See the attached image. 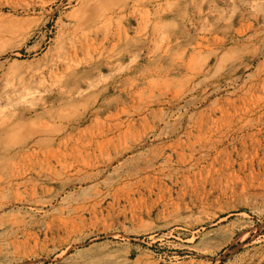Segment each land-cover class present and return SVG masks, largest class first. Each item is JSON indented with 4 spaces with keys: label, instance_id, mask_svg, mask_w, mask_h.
Listing matches in <instances>:
<instances>
[{
    "label": "rangeland",
    "instance_id": "374dc122",
    "mask_svg": "<svg viewBox=\"0 0 264 264\" xmlns=\"http://www.w3.org/2000/svg\"><path fill=\"white\" fill-rule=\"evenodd\" d=\"M165 1L0 0V264H264V0Z\"/></svg>",
    "mask_w": 264,
    "mask_h": 264
},
{
    "label": "crops",
    "instance_id": "0c3cea01",
    "mask_svg": "<svg viewBox=\"0 0 264 264\" xmlns=\"http://www.w3.org/2000/svg\"><path fill=\"white\" fill-rule=\"evenodd\" d=\"M212 2L213 0H166L164 3H167L170 6L168 13H166L168 14L169 19L162 20L158 23V27L162 29L160 32H157L155 30L153 31V40L156 45H154L150 49L148 48L145 51L147 58L143 59V61L146 62V65H150L154 62L159 63L162 61L164 52L162 51V47H160V43L157 42L160 40V36L162 34H166V36L170 39V45L168 50H166V53L172 54L171 58H176V55L180 53V51H182L183 49L187 50L188 33L186 31L185 21L191 19V23L198 24L196 18L203 14L205 5H211ZM194 39V37H191V40ZM210 50L213 49L210 47ZM145 53L140 51L137 54H132V57L134 58L130 59L131 70L135 65L136 67H140V65L145 66L142 64H138V62L144 57ZM158 53H160V56H158ZM210 53L212 54L213 51H210ZM212 57H216L217 61V56ZM156 67L160 66L156 65ZM162 67L163 66H161V68ZM216 67H218V64L216 65Z\"/></svg>",
    "mask_w": 264,
    "mask_h": 264
},
{
    "label": "bare ground",
    "instance_id": "6f19581e",
    "mask_svg": "<svg viewBox=\"0 0 264 264\" xmlns=\"http://www.w3.org/2000/svg\"><path fill=\"white\" fill-rule=\"evenodd\" d=\"M95 23H96V22H95ZM108 23H109V22H108ZM79 25H80V24H79ZM93 26H94V25H93ZM94 27H95V26H94ZM94 27H93V28H94ZM82 28H83V27H82ZM82 28H81V29H82ZM89 28H92V27H89ZM93 28H92V29H93Z\"/></svg>",
    "mask_w": 264,
    "mask_h": 264
}]
</instances>
